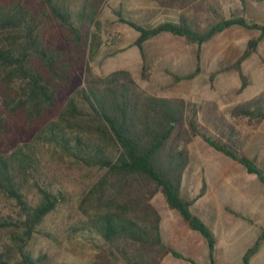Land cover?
<instances>
[{"label": "trees", "instance_id": "obj_1", "mask_svg": "<svg viewBox=\"0 0 264 264\" xmlns=\"http://www.w3.org/2000/svg\"><path fill=\"white\" fill-rule=\"evenodd\" d=\"M99 6V0H0V136L14 121L30 138L10 152L0 150V198L15 210L14 216L0 213V264H50L45 252H35V240L57 243L41 225L65 198L55 188V177L43 176L45 154L77 172L73 180L81 186L78 207L83 219L72 230L82 234L83 245L96 250L107 247L110 259L105 264H160L167 254L195 264L162 242L160 216L151 205L157 193L191 230L206 239L209 264H213L215 238L190 211L204 196L206 184L202 181L191 200L180 195L189 163L187 145L199 136L255 174L263 185L264 174L238 152L232 133L224 131L230 127L215 103L205 104V114H213V128L219 133L216 139L200 124L203 107L196 103L149 94L125 69L103 76L92 72L89 61L103 44L114 42L103 40L99 33ZM113 13L138 32L133 46L140 51L141 79L145 81L149 71L142 45L161 33L183 37L200 47L231 26L258 30V39L249 41L238 59L224 69L237 72L239 94L248 85L241 65L264 37V24L231 17L198 32L185 23L147 28L123 18L119 9ZM79 69L84 71L83 84L65 96L74 87ZM198 72L199 68L189 75L171 76L180 82L193 79ZM214 77L209 76L210 82ZM230 116L255 123L263 120L264 91L235 105ZM263 242L264 228L242 256V264H249Z\"/></svg>", "mask_w": 264, "mask_h": 264}, {"label": "rangeland", "instance_id": "obj_2", "mask_svg": "<svg viewBox=\"0 0 264 264\" xmlns=\"http://www.w3.org/2000/svg\"><path fill=\"white\" fill-rule=\"evenodd\" d=\"M156 1L158 0H99L100 6L97 16L99 33L103 40L110 39L114 40V42L103 44L89 61L92 72L97 76H103L114 70L125 69L131 72L135 81L149 94L182 97L184 100L196 103L199 107H203L202 112L199 113V122L205 128L207 135L214 139L219 138V133L213 128V121H211L213 114L208 115V117L205 114L207 108L205 104L208 102L215 103L219 113L224 117L227 127H230L224 130L226 134L235 132L241 134L240 123L242 118L233 120L230 116V109L241 99V93L237 92L238 88L233 87L225 90L220 88V86H215L213 81L210 82L209 75L206 72H203L194 81L175 82L169 72L182 75L190 71H187L189 70L187 68L177 69L173 66L162 65L163 60L160 58L153 60L148 55V47L151 45L150 47L153 48L152 43H157L159 40H154V42H149L144 46L143 59L149 71V78L146 81L141 79L142 57L139 49L133 46L138 32L130 26L119 22L113 11L119 9L123 18L140 26L150 28L162 23L164 19L161 15L151 17L147 13V8L150 9ZM260 11H262L260 16H263L264 0H260ZM218 20L215 19L210 26ZM261 21L262 19H259L257 22L261 24ZM207 28L209 27H206L202 32ZM254 33L257 34L258 32L249 31L250 35ZM260 53V60L264 66V47L260 50ZM83 78L84 71L79 69L77 78L74 81V87L71 90H67L65 96H68L73 89L81 86ZM238 83L240 84V80H238ZM251 92L252 89L246 93L245 97ZM60 100L61 97L58 98V101ZM209 118L210 121H207ZM12 124L14 126L8 128L6 133L0 136L1 151L10 152L17 146L30 141L21 125L14 121H12ZM233 124L234 127H237L236 129ZM232 134L231 138H233ZM234 142L235 147L241 154V136ZM187 148L190 154L189 170L191 172L192 187L191 193H188L184 198H194L201 188L202 181L209 188L208 195L197 202L196 206L191 209V213L200 216L198 213L199 207L202 205L210 207L211 204H217L243 216L244 218L238 217L239 221L231 220L230 216L224 218V231L221 234L216 232L215 234L218 238L217 240L227 238L228 242L225 245L226 248L219 243L214 255L216 264H242V256L250 246L253 236V233L246 228L249 225L247 221L251 220L261 225L259 231L264 228L263 194L261 193L260 196L255 194L252 205L250 207L245 206L242 196V192L247 186L243 176L246 174L244 167L211 148L199 136H194ZM41 163L43 176L49 174L55 177V188L63 192L65 201L56 210L49 213L41 225L42 229L56 237L57 243L45 238H36L35 252H38V250L45 252L50 259V264H92L95 255H99L96 264H105V261L110 259V252L107 247L96 250L90 245H83L82 234L74 233L72 230L79 224V220L83 219L78 207V194L81 186L73 180V177L77 176V172L68 168L65 163H61L46 154L41 159ZM199 167L202 169L200 173ZM237 169H241V171ZM32 193L34 194V191ZM32 193L30 196L34 197ZM0 213L14 216L15 210L9 201L0 198ZM207 253L208 249L206 248L204 254ZM199 257H195L192 260L202 264ZM179 261L185 262V260ZM253 264H264V248L259 258L253 261Z\"/></svg>", "mask_w": 264, "mask_h": 264}, {"label": "crops", "instance_id": "obj_3", "mask_svg": "<svg viewBox=\"0 0 264 264\" xmlns=\"http://www.w3.org/2000/svg\"><path fill=\"white\" fill-rule=\"evenodd\" d=\"M261 12L260 0H158L151 6L150 9L147 8L149 16L154 17L156 15H161L164 17L162 23H185L190 28L198 32H202L206 27H210V24L215 19L221 18L229 19L231 17H242L248 22L263 25L264 15L260 16ZM259 19H262L261 24L257 22ZM249 31H257L258 33L250 35ZM259 34L260 32L258 30L247 29L235 25L214 35L209 41L198 47L197 44L189 43L183 37L174 36L170 33L164 32L144 42L142 49L144 50L145 44L154 42V40H159L157 43H152L153 48L150 47L151 45L148 47V55L151 56L153 60L159 58L162 59V65L173 66L177 69L187 68L189 69L187 71H190L182 75L169 72L170 74L177 76L189 75L194 73L196 69L199 68L197 76L193 79L184 81H194L203 72H206L209 76L211 74L215 75L213 79L215 86H220V88L225 90H229L233 87L239 89L240 84L238 83L239 76L237 72L234 70L224 69L232 65L248 47L249 41L258 39ZM263 47L264 37L258 41L255 52L252 53L251 56H249L241 65V70L248 80V85L242 91L241 99L235 105L248 101L264 91V66L260 60V50H262ZM152 51L159 52L153 53ZM251 89L252 92L245 97L246 93ZM232 119L235 120L234 118ZM240 127L241 134L237 132L233 133L232 139L237 140L239 136H241V154L253 161L264 174V119L255 123L254 120L242 118ZM234 128L236 129L237 127L235 126ZM189 168L190 154L188 166L182 175L180 189V195L182 198L187 196L188 193H191V172ZM237 170L241 171V169ZM200 172H202V169L199 167V173ZM243 176L247 185L242 192L245 206L250 207L252 205L255 194L260 196L262 193L264 201V185L258 177L255 174H249L247 171ZM208 190L209 188L206 185L204 196L196 200L191 205L190 211L194 206H196L199 200L204 199L208 195ZM198 193L199 192H197V194ZM196 196H194V198ZM184 199L191 200L193 198ZM151 205L160 216L159 229L162 242L190 260L200 256L199 258L201 259L202 264H209V248L206 239L200 233L191 230L178 211L172 210L167 206L161 193H157L151 199ZM198 213L200 216H195L206 225L215 238L213 264H216L214 255L217 246L219 243L225 246L228 239L220 238L217 240L218 238L215 232L221 234L222 231H224V218H228L230 216L231 220L234 219L239 221L238 217H244L225 206H219L217 204H211L210 207L202 205L199 207ZM247 222H249V225H247L246 228L253 233V236L251 238V244L246 251L255 243L261 227V225L251 220ZM263 245L264 244H262L258 253L250 259L249 264H253V261L256 258H259L264 248ZM206 248L208 249V253L204 254ZM179 260L181 259L174 258L171 254H167L162 258L160 264H192L186 260L185 262H181ZM192 261L195 264H198L195 260Z\"/></svg>", "mask_w": 264, "mask_h": 264}]
</instances>
